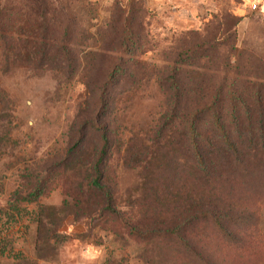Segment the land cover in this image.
Wrapping results in <instances>:
<instances>
[{
	"label": "rangeland",
	"instance_id": "obj_1",
	"mask_svg": "<svg viewBox=\"0 0 264 264\" xmlns=\"http://www.w3.org/2000/svg\"><path fill=\"white\" fill-rule=\"evenodd\" d=\"M49 2L69 28L74 71L67 63L36 71L0 54V264H264L263 170L233 212L238 248L218 247V259L186 257L176 241L145 243L95 216H75L64 204L72 203L64 194V171L57 174L82 121L97 116V96L116 64L128 67L137 90L116 101L113 147L125 148V140L145 138L161 125L171 101L166 77L184 51L191 50L186 85L203 84L186 104L211 103L224 85L236 88L246 80L260 85L264 95L260 16H239L240 0ZM97 140L89 131L85 149ZM111 153L105 183L121 211L130 214L141 170L126 166L115 147ZM37 187L44 195L31 202ZM40 204L61 208L55 217L49 213L42 228L35 220ZM15 205L23 209L20 214Z\"/></svg>",
	"mask_w": 264,
	"mask_h": 264
},
{
	"label": "trees",
	"instance_id": "obj_2",
	"mask_svg": "<svg viewBox=\"0 0 264 264\" xmlns=\"http://www.w3.org/2000/svg\"><path fill=\"white\" fill-rule=\"evenodd\" d=\"M69 34L49 0H0V54L15 64L40 71L67 63V69L74 71L77 59L67 47ZM190 51L177 55L166 77L171 101L161 125L145 138L133 135L125 140V148L114 145L124 154L126 166L141 170L130 214L121 211L112 186L105 183L117 142L111 129L116 101L137 90V80L123 63L110 69L97 96V116L82 121L57 174L64 171V194L72 200L64 204L75 210V216H95L104 225L111 223L115 232L124 229L145 243L176 241L186 249V257L189 253L218 259V247L238 248L239 219L233 217L240 207L238 197L250 191L261 170L264 174V95L260 85L246 80L236 88L224 85L211 103L186 104L189 93L203 86L185 83ZM89 131L99 142L90 151L85 149ZM44 192L37 187L35 194H29L30 201L37 202ZM12 209L23 211L17 205ZM60 209L40 204L35 216L38 227H45L49 213L55 217Z\"/></svg>",
	"mask_w": 264,
	"mask_h": 264
},
{
	"label": "crops",
	"instance_id": "obj_3",
	"mask_svg": "<svg viewBox=\"0 0 264 264\" xmlns=\"http://www.w3.org/2000/svg\"><path fill=\"white\" fill-rule=\"evenodd\" d=\"M256 6V8H254ZM239 16L246 17L258 15L261 18V25L264 30V0H240Z\"/></svg>",
	"mask_w": 264,
	"mask_h": 264
},
{
	"label": "built area",
	"instance_id": "obj_4",
	"mask_svg": "<svg viewBox=\"0 0 264 264\" xmlns=\"http://www.w3.org/2000/svg\"><path fill=\"white\" fill-rule=\"evenodd\" d=\"M254 8H256V6H254Z\"/></svg>",
	"mask_w": 264,
	"mask_h": 264
}]
</instances>
